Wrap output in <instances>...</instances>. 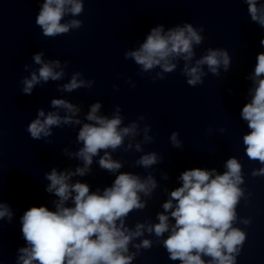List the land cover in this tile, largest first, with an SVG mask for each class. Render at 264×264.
Segmentation results:
<instances>
[{
	"label": "clouds",
	"instance_id": "clouds-1",
	"mask_svg": "<svg viewBox=\"0 0 264 264\" xmlns=\"http://www.w3.org/2000/svg\"><path fill=\"white\" fill-rule=\"evenodd\" d=\"M245 3L251 20L264 28V3L260 0H245ZM83 11L82 0H44L35 22L42 29L43 36L56 37L81 28V20L61 21L65 15L75 17ZM203 31V26L197 29L191 23L178 25L167 32L163 25L154 27L137 50L125 53V59H133L143 72L159 67L161 71L157 73V78L160 80L165 78L164 74L175 71L177 64L174 60L183 59L182 73L187 77V84L195 87L203 83V66L206 65L216 76H219L221 67L227 71L230 66L229 54L223 49H208L194 66H189L195 56L193 45L202 43L200 33ZM260 43L264 46V39ZM42 56V52L33 56L34 62L40 65L38 74L33 71L30 78L25 77L21 81L22 92L26 95H31L41 82L58 81L65 75L60 61L45 62ZM256 60L251 101L242 107L240 113L250 130L243 136L246 155L262 165L252 171L253 177L264 176V78H261L264 77V53L258 54ZM25 68L27 70V66ZM80 76V72H75L60 90L73 92L90 88L94 83L79 79ZM51 106L65 110L66 114L61 116L57 111H51L46 115L43 109H39L37 118L27 126L32 139L50 137L53 127L81 124L75 118L80 109L67 100L53 99ZM100 107L99 102L91 105L86 115L89 123H83L79 129L77 142L83 147L74 154L67 153L80 159L83 166L77 167L74 172H58L53 168L46 174L49 181L46 191L58 197L54 202L55 210L47 206H33L22 215L21 231L28 246L19 249L17 264H132L141 249L152 247L149 239L133 243L145 231L157 238L169 233L162 240V245L172 261L179 260L181 264H236L246 239L244 231L233 227L238 218L237 205L244 196L240 188L244 183L242 165L237 158L226 161L227 170L223 174H217L215 169L184 171L180 176L182 186L170 192V198L162 205L164 211L157 214L159 222L147 225L138 222L134 229L127 227L125 221L131 212L146 207L141 194L151 196L157 187L151 174L141 179L132 173H120L102 193L90 192L86 183H69L73 176L82 177L90 172L93 157L101 151L104 155L98 161L100 168L118 172L122 164L112 159L108 150L116 151L123 145L125 137L137 135L138 125L135 122L120 127L122 117L119 108L112 118H108L97 114ZM147 131L148 128L145 134ZM177 137L175 132L170 136L174 147L181 146ZM145 139L151 140L147 135ZM131 147L129 143L125 151ZM136 151H141L139 144H136ZM158 160L157 154L152 152L141 156L135 163L148 169ZM69 201L72 206H66ZM12 215L9 207L0 203V219L7 217L11 220ZM170 218L174 224L169 223ZM243 223L247 225L249 221L244 220ZM130 244L135 252H130ZM203 257L210 259L206 261Z\"/></svg>",
	"mask_w": 264,
	"mask_h": 264
}]
</instances>
